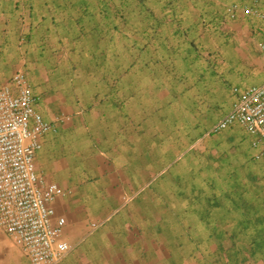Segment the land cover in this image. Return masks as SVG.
Returning <instances> with one entry per match:
<instances>
[{
	"label": "crops",
	"instance_id": "crops-1",
	"mask_svg": "<svg viewBox=\"0 0 264 264\" xmlns=\"http://www.w3.org/2000/svg\"><path fill=\"white\" fill-rule=\"evenodd\" d=\"M83 1L0 0V87L23 73L50 125L57 264H264L260 138L214 130L264 83V0ZM0 264H31L1 228Z\"/></svg>",
	"mask_w": 264,
	"mask_h": 264
},
{
	"label": "built area",
	"instance_id": "built-area-1",
	"mask_svg": "<svg viewBox=\"0 0 264 264\" xmlns=\"http://www.w3.org/2000/svg\"><path fill=\"white\" fill-rule=\"evenodd\" d=\"M232 123L258 135L264 151V83L245 90L214 130ZM49 129L34 111L25 76L16 72L11 85L0 87V228L21 247L31 264H57L69 250L65 242L58 241L66 220L51 221V203L63 190L45 183L34 170L39 137Z\"/></svg>",
	"mask_w": 264,
	"mask_h": 264
},
{
	"label": "trees",
	"instance_id": "trees-1",
	"mask_svg": "<svg viewBox=\"0 0 264 264\" xmlns=\"http://www.w3.org/2000/svg\"><path fill=\"white\" fill-rule=\"evenodd\" d=\"M105 2V0H103ZM100 3H102V0H99ZM103 2V3H104ZM49 3H60V0H49ZM63 3H65V1H63ZM83 3H89V2H86L85 0L83 1Z\"/></svg>",
	"mask_w": 264,
	"mask_h": 264
},
{
	"label": "rangeland",
	"instance_id": "rangeland-1",
	"mask_svg": "<svg viewBox=\"0 0 264 264\" xmlns=\"http://www.w3.org/2000/svg\"><path fill=\"white\" fill-rule=\"evenodd\" d=\"M66 2V1H65Z\"/></svg>",
	"mask_w": 264,
	"mask_h": 264
}]
</instances>
